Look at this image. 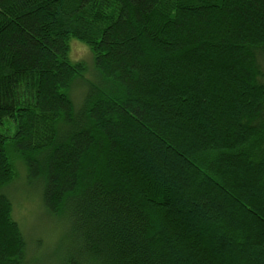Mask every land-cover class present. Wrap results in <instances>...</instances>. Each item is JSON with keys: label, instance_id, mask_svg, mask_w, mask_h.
Instances as JSON below:
<instances>
[{"label": "trees", "instance_id": "obj_1", "mask_svg": "<svg viewBox=\"0 0 264 264\" xmlns=\"http://www.w3.org/2000/svg\"><path fill=\"white\" fill-rule=\"evenodd\" d=\"M9 122L58 264H264V0H0ZM6 138L0 264H31Z\"/></svg>", "mask_w": 264, "mask_h": 264}, {"label": "rangeland", "instance_id": "obj_2", "mask_svg": "<svg viewBox=\"0 0 264 264\" xmlns=\"http://www.w3.org/2000/svg\"><path fill=\"white\" fill-rule=\"evenodd\" d=\"M69 47L70 58L74 61H83L88 71L93 72L89 48L77 39H70ZM79 91V88L73 91L72 96ZM74 98L78 99V96ZM12 124L9 122V132L4 128V124L0 126V136L7 137L5 141L8 145V154L16 163L18 157L10 142V136L15 130ZM16 164L18 176L6 187L5 193L11 197L13 202L12 217L19 224L27 240V259L31 261V264H58L55 260L58 254L60 256L63 254L62 248L65 243L64 221L55 219L46 212L41 201L39 183L28 178L20 162Z\"/></svg>", "mask_w": 264, "mask_h": 264}]
</instances>
